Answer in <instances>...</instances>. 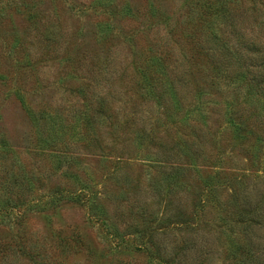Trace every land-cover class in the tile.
<instances>
[{"label":"rangeland","instance_id":"obj_1","mask_svg":"<svg viewBox=\"0 0 264 264\" xmlns=\"http://www.w3.org/2000/svg\"><path fill=\"white\" fill-rule=\"evenodd\" d=\"M67 1L78 9L84 2L93 0ZM159 1L164 4L163 9L153 12V16L150 0H139L140 12L135 13L138 16L123 13L121 19L110 21L108 13H102L97 19L96 16H86L78 20L72 12L65 10V0H0V74L6 76L2 82L0 80V135L9 141L17 155L12 159H19L26 165L25 169L43 175L35 185V179L29 178L32 183L25 185L20 198L44 197L53 190H79L82 184H96L99 195H103L101 202L105 203L112 225V229L107 231L106 226L90 217L82 203L70 200L58 210L29 213L20 228L15 224L11 227L13 220L8 222L7 228H0V237L9 243L15 242L20 235L29 238L32 245L40 241L37 238L46 236L48 247L49 244H58L60 238H69L72 247L67 246L68 264H161L159 257L163 251H166V256L170 255L171 264H264V232L259 227L252 228V218L246 216L243 207L236 205L235 200L242 193L256 192V186L264 190V172L252 166L249 146L235 139L223 104H211L213 113L204 126L207 160L201 158L196 168L187 159L185 168L173 174L149 162L147 152L149 155V152L161 149L158 142L164 141L163 148L170 150L169 154L183 155L178 147L181 139L178 130L183 131L182 134L185 130L190 133L186 123L178 120L171 126L170 120L164 116L158 124V139L154 140L153 146L142 151L133 141V136L139 131L133 121L119 124L128 121L126 114L133 112L144 97L135 86L137 77L129 63L132 46L138 54H142L140 48L143 47L145 56L146 49L157 50L159 43H162L160 49H169L163 44L166 40L170 46L176 44L164 22L170 21L175 26L177 20L181 21L175 15L181 4L175 3L177 0ZM32 6L40 11L38 16L43 21L48 20L60 27L67 23L76 30L73 33L79 37L76 42L83 38L87 41L84 44L77 42L68 54L47 55L46 48L37 42L36 21L26 14L28 10L34 11ZM171 16L173 18L168 19ZM98 21L120 25L117 38L107 46H119L120 53L115 54L120 60L117 61V66H120L117 69L126 68L129 72L125 75H120L121 72L110 74L102 82L106 89L110 86L116 88L117 95L111 109L121 107L119 114L110 111L109 124L89 122L87 125L79 115L84 105L78 91L84 86L80 85L79 79L83 69H80L81 57L86 46L91 52L95 48L88 30L94 28L93 24ZM82 27L83 30H78ZM55 43L57 48L52 49L59 52L60 39L57 38ZM173 49L177 54L176 45ZM27 57L37 59L32 63L35 67L25 71L23 65L17 63L28 60ZM68 72L73 75L67 76ZM209 80L211 76L197 73L191 85L211 91ZM88 82L86 80L84 84ZM11 89L26 92L28 103L37 113L36 123H32L20 100L13 93L8 94ZM207 96L216 100L222 98L220 94ZM136 103L138 105H134ZM152 125L156 127V124ZM166 126L169 127L165 131ZM124 131L128 135L131 131L127 142ZM50 133L52 135L49 136ZM71 134H74L73 138H70ZM82 134L87 138L78 140V145L73 148L83 158L84 162L79 165L82 175L73 179L49 155L44 141L56 137L60 142L57 147L69 149ZM94 135L98 140L93 139ZM102 154L114 157L103 160ZM11 157L14 156L0 148V167L10 162ZM119 157L123 158L122 161L116 162ZM205 179L213 180V185L206 186ZM220 225L223 226L218 229ZM207 234L211 240L204 237L206 245L201 246L199 238ZM82 242L84 246L80 247ZM235 244L239 249L232 252ZM61 248L59 245L48 247L49 250ZM205 248L210 249L206 252Z\"/></svg>","mask_w":264,"mask_h":264},{"label":"trees","instance_id":"obj_2","mask_svg":"<svg viewBox=\"0 0 264 264\" xmlns=\"http://www.w3.org/2000/svg\"><path fill=\"white\" fill-rule=\"evenodd\" d=\"M175 3L181 4L177 14L175 12L177 19L181 18V21L177 20L175 26H172L170 21L164 23L170 37L172 35L171 40L174 38L173 41L176 44L170 46L166 40L163 44H166L169 49H160L162 43H159L157 50L146 49L145 56L143 47L140 48L142 54H138L135 46H132L129 63L132 72L137 77L135 86L139 94L144 97L142 103L135 107L133 112L126 114L128 121H119L120 123H118L123 125L133 121L132 124L137 127L136 129H139L133 136L134 143H137L138 149L140 148L139 151L153 146L154 140L158 139L160 133L157 130L158 124L164 116L170 120L169 125L171 126L178 120L180 123H186L190 133L185 130V133L182 134L183 131L178 130L181 133V139L180 141L177 139L180 143L178 147L184 152L183 155L169 154L170 150L163 148L164 141L158 142L161 149L149 152V155L147 152L149 162L163 167L173 174L185 168L184 161L187 159L196 168L199 167L201 158L207 160L204 151L206 143L204 126L208 124L213 113L211 104L216 106L223 104L224 114L228 119L227 123L234 132L235 139L249 146L252 166L258 167L264 172V0H177ZM138 4L139 0H93L86 1L80 5L83 7L78 6V9H74L77 6L65 0L64 8L72 12L75 17L77 16L78 20L86 16H96L97 19L102 13L105 15L108 13L111 17L110 21H116L121 19L123 13L138 16L135 14L140 12L139 5L141 4ZM149 5L150 8L152 7V16L153 12L160 11L164 6L159 0H150ZM172 7L171 9H174V6ZM32 9L34 11L28 10L26 14L29 19L36 21L37 42L43 49L46 48L47 55L68 54L77 42L84 44L87 41L86 38H83L76 42L79 37L73 35L76 30L72 26L65 23L64 27H60L48 20L43 21L38 16L40 11L37 7L32 6ZM170 18L173 17H168V19ZM110 21L94 22V28L88 30V36L93 41L95 48L91 52L86 46L85 53L81 57L80 69L82 67L83 69L79 79L80 85L84 86L78 88V91L84 105L82 106L83 110H79V115H82V121H87V125L89 122L109 124V112L115 111V115L119 114L121 107L111 109L117 95L116 88L110 86L106 89L102 82L106 81L110 74L113 76L116 72H121L120 75H125L129 72V69L126 68L117 69L120 67L117 66V61L120 60L115 54L120 53L119 46H111V44L107 46L117 38V34L120 32V25L112 24ZM58 28L60 29L58 30ZM83 29L82 27L78 30ZM58 34L59 36H57ZM57 38L60 39L59 52L52 49L57 48L55 43ZM175 45L178 49L177 54L173 49ZM105 47L108 48L105 50ZM11 55H14V52H11ZM27 58L29 59L21 61L22 63L19 60L17 63V65H23L25 71L33 69L35 66L32 63L37 59ZM197 73L211 76L208 84L211 86V91L196 84L193 89L191 80L196 77ZM72 75V72L67 74V76ZM4 78L6 76L0 74L1 82ZM86 80L89 82L84 84ZM110 88L114 91L112 92ZM11 93L20 100L32 123H36L38 121L37 113L28 103L26 92L20 89H11L8 94ZM208 94H220L222 98L218 100L208 98L210 97H206ZM134 105H138V103ZM54 113L57 114V112ZM153 123L156 124V127L152 125ZM111 126H114V123ZM168 127L164 128L165 131ZM81 130L82 128H80ZM132 131L134 132V130ZM129 133L131 134V131ZM130 134L128 135L127 131L123 132L125 142L130 139ZM50 135L52 134L50 133ZM73 136L74 134H71L70 138ZM116 136L120 137L119 134ZM86 138L84 134L80 135L69 150L57 147V144L60 143L58 139L49 137V139L45 138L44 148L49 151V155L54 161L62 166L66 175L77 179L79 175H82L79 165L84 161L80 152L73 148ZM93 139L98 140L95 135ZM150 141H152L151 144H149ZM64 147L67 148V146ZM0 148L1 151L4 150L14 156L11 157L10 162L0 167V228H7L12 220L14 223L11 227L15 224L16 228H20L29 213L47 209L58 210L64 202L72 200L82 203L88 209L90 217L100 225L106 226L107 231L112 229L108 218L109 214L104 208L105 203L101 202L103 195H99L100 192L96 190V184H82L79 190H53L44 197L39 195L20 198L19 194L25 189V185L32 183V180L28 179H35V185L43 175L40 172L34 173L28 168L25 169L26 165H23L19 159L17 161L12 159L17 155L9 141L2 138L1 135ZM113 157L110 154H102L103 160H111ZM122 159L119 157L116 162H120ZM171 177L173 180V176ZM205 181H207L206 186L208 187L214 183L211 179H205ZM255 190L254 193H242L239 198L236 196V205L242 206L246 216L252 218V228L256 226L264 232V190L258 186L255 187ZM221 226L223 225L217 228L219 229ZM110 234L112 235L111 232ZM204 237L211 240L209 234L203 235L202 238H199L201 246L206 245ZM37 239L40 241L37 240L30 245L29 238L20 235L17 236L15 242L11 243L0 237V264L67 263L68 247H72L68 241L69 238H66L67 240L60 238L58 244H49L48 246L50 248L62 246L60 250H49L47 247L49 239L46 236ZM195 239L191 240L196 243ZM81 246H84L83 242ZM233 246L232 252H236L239 249L238 244ZM209 249L205 248V251ZM169 257L170 255L166 256V251H163L159 257L161 264H171L172 261Z\"/></svg>","mask_w":264,"mask_h":264}]
</instances>
